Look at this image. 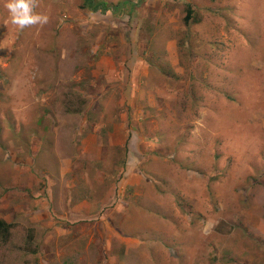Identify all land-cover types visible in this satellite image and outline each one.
<instances>
[{"label":"rangeland","instance_id":"1","mask_svg":"<svg viewBox=\"0 0 264 264\" xmlns=\"http://www.w3.org/2000/svg\"><path fill=\"white\" fill-rule=\"evenodd\" d=\"M5 2L0 0V186L5 191L1 205L8 199L10 179L26 169V153L32 154L31 188L50 205L48 212L36 215L32 225L21 218L20 224L0 227V264H232V253L237 264H251L249 253L254 264L263 262V187H255L251 207L247 190L239 187L241 202L233 206L227 199L216 198L225 199L226 185L234 189L246 178L237 181L238 177L230 178L217 168L210 170L207 215L197 210L195 216L204 218L206 243L200 236H186L183 226L180 237L172 234L171 221L178 212L169 197L173 202L186 199L181 185L177 193L168 194V182L175 178L184 181L179 172H189L169 157L173 155L169 151L182 138L192 145L191 133L200 137L198 129L205 126L202 120L194 125L190 107L196 87L209 86L204 78L198 79V73L206 63L214 67L209 60H200L207 50L201 46L203 39L212 35L215 47L220 41L230 46L229 31L223 40L214 31L219 33L222 27L217 18H223L225 25L231 23L225 13L231 6L243 14L240 19L248 29L262 32L264 0L241 1V5L238 0H39L36 11L48 15L49 23L23 31L10 23ZM188 3L193 11L186 20ZM249 66L247 84L251 85L254 74H259ZM254 86L259 89L250 105L243 104L241 96L231 100V93L223 92L227 104L212 107L211 112L221 115L226 110L231 117L248 116L246 122L250 120L260 129L264 125V86ZM232 104L241 107L231 111ZM102 121L106 123L101 126L113 122L115 128L98 127ZM182 121L184 125H180ZM229 129L228 134L216 136L219 138H208L217 143L215 154L232 148L234 136H264L249 129L243 133ZM177 133L181 134L178 141ZM186 133L189 135L184 137ZM106 137L122 140L121 147L111 153ZM223 137L228 140L220 139ZM144 143L149 150L140 146ZM106 158L114 166L112 171L118 168L121 176L110 207L100 212L93 208L85 218H63L70 212L67 206L80 195L71 194L77 188L72 181L83 180L79 177L82 170L102 169L93 163ZM129 160L135 162L140 175L131 176L136 186H126L123 195L120 184L127 179L121 181V172ZM155 172L163 175L156 178ZM247 183L255 185L258 178ZM160 185H165L164 191H158ZM138 203L136 213L133 205ZM190 214L181 210L182 217H192ZM102 218L111 221L107 231L99 223ZM131 219L136 225L132 226ZM136 226L144 237L137 239ZM250 234L253 241H248ZM120 236L135 240H127L129 246L123 247ZM151 240L161 248H138L139 241ZM246 241L254 244L243 246ZM192 246H197L198 254L204 248L203 257H189Z\"/></svg>","mask_w":264,"mask_h":264},{"label":"crops","instance_id":"2","mask_svg":"<svg viewBox=\"0 0 264 264\" xmlns=\"http://www.w3.org/2000/svg\"><path fill=\"white\" fill-rule=\"evenodd\" d=\"M178 1V0H177ZM244 2L247 0H238V2ZM241 5V3H240ZM232 7V6H231ZM231 7L226 10V15L228 18L231 19V23L229 25H225V20L223 18H217L219 20L220 25L222 24V27L219 28V33L214 31V34L219 36L222 40L226 39L225 34L226 31H229V41L230 46L226 47L225 41H220V44H217V47H215L214 43V37L212 35L209 36L210 39L204 38V43H202L201 46L205 45L207 50L205 51V54H203V59L200 60H209V62L214 64V67H212L210 64L206 63L204 70L202 72H199L198 79L202 77L205 81H208L209 86L205 83L204 85H201L200 87L197 86L195 89V101L192 100V103L190 107L192 108V112H194V125L196 120H202L205 123V126L202 128H199V135L200 137H197V132L191 133L192 137V144L198 145L200 143L201 149L203 146L205 149L200 150V153L204 154L205 157H196L197 162H206V158L211 155V149H206L205 146L209 145L212 146L214 144H217L211 139L208 138H219L216 136L219 135H225L228 134V128L232 129V132L239 133L243 132L242 130L255 132L264 135V125L260 124L259 126L262 128L258 129L257 127L250 124V120L246 122L248 116L241 117L238 115V117H231L228 119H224V117L219 116L217 120L215 119H209L208 118V111L213 106L217 105L216 97L217 96H223V92H230L231 97L235 96H241L244 99L243 104H249L251 103V98L255 97L257 94V91L259 88H256L254 85H257L258 87L264 86V27L262 32L256 28H253L252 30L248 29L245 25V23L240 19L243 15L242 13L237 12L236 10H233ZM232 9V10H231ZM77 11V9H76ZM263 17L262 24L264 25V15H261ZM79 17V16H78ZM218 17H221L218 16ZM258 20V18H257ZM219 25V24H218ZM38 27V25L36 26ZM256 31L255 34L252 33V31ZM171 44V42H170ZM246 47V48H245ZM201 48V47H200ZM245 48V50H243ZM245 52V53H244ZM214 60H216V63H214ZM255 61L257 64H255ZM215 65H221L220 69H217ZM250 65V66H249ZM257 65V66H256ZM247 66H249L250 70H254L256 74H259V76H256L254 74V80L252 78L251 85H248V69ZM257 67V68H253ZM241 72V73H240ZM210 73H215L213 77L210 76ZM217 74V78H216ZM261 80V82H260ZM225 81H228L226 83ZM193 97V98H194ZM223 102H220V104ZM241 105V104H240ZM246 106V107H249ZM233 108L231 111L236 110V104L233 105ZM107 107V106H106ZM237 112V111H236ZM237 116V114H235ZM224 120L227 121L228 127L222 122ZM185 123L182 121L180 125H184ZM112 128H115V125L111 123ZM178 127V126H177ZM229 129V130H230ZM255 130V131H254ZM110 133V132H109ZM253 134V133H252ZM189 133H186L184 137H187ZM181 134L177 133V141L180 138ZM207 137V140H204L203 138ZM223 140H228V138H220ZM106 140L108 143H110L111 146V153L119 149L122 145V140L114 139L113 137H106ZM184 144H188L189 142L187 140H181ZM180 143V142H179ZM232 144V150L231 155L227 158V166L224 171L230 175V178L238 177V180L242 177L246 178L245 181H241L236 184V188L233 189V185H226L227 192L225 195V199L222 196H217V200L220 199L222 202H224L226 199L232 202L233 206H239L241 202V197L238 194V188L241 187L245 190H247L246 194V200L250 203V207L254 204L251 201V197H254V189L256 186L263 187L264 188V136L261 135H254L251 137H236L234 136L233 139L230 141ZM148 143L141 144L140 146L142 148L147 147ZM177 144V142L175 143ZM222 144H226V142L222 141ZM154 145V144H152ZM40 147V146H39ZM154 147V146H153ZM148 148V147H147ZM33 149V146L31 147ZM30 149V150H31ZM159 149H162L161 146H159ZM196 149V150H199ZM34 150V149H33ZM32 150V151H33ZM149 150V148H148ZM170 152V151H169ZM34 155L37 152H33ZM27 154V165L25 168H22L21 174H16L13 177L12 183L9 185V190L7 189L6 192L8 193L7 197L8 199L4 202V204L1 205L0 200V221H5L7 224H18L21 221V218H23L24 221H26L24 224H31V221H36L38 216H36L39 212L47 211L49 207V203L47 202V199H42L38 196L37 193H34L32 190V177L34 176L30 170L29 165L32 161H30L29 157L32 156L31 153ZM29 154L31 156H29ZM214 157V156H212ZM159 159V158H158ZM157 159V160H158ZM110 161L108 158H106L103 161L100 162H94L93 166H96V164H99L102 169H95V170H87L81 171V174L79 177H83V180H77L74 179L72 182V187L77 185V188L71 192V194L75 195L77 193H80L79 197H77L72 203H70L67 208L68 213H65L62 215L63 218H68L69 216L75 217H89L90 216V209L94 206L92 205V202L95 203V207L98 208H107L110 207L111 203L115 200L116 195L114 188L116 187V184L114 183L116 176L119 175V169L117 168L115 172V179L112 180L110 175H108V172L110 170H113L111 168V164H107V162ZM193 163L191 167L188 169H191L189 173L185 174L182 172H179L180 175H184L185 180L184 183H179L178 179L175 178V180L182 186V191L185 195L186 201L184 203L181 202V200L171 201L173 204V208L178 212L176 215V218L171 221L173 223L172 228L175 230L174 233L177 237H180L182 234L181 228L184 227V234L189 237L193 236H200V240L204 238L205 242L207 243L208 239V232L204 229V218L198 219L196 216V211L200 210L202 214L207 215L205 212L208 209L209 203H210V194H209V186H208V174L210 170L212 169L207 166L205 163ZM231 164V165H229ZM257 167H256V166ZM105 168V169H104ZM126 172L122 175L121 181H124L127 179L126 184H120L123 186L122 191L123 195L127 191L128 188H125L126 186H136L134 185L133 179L131 178L132 175H140L137 174L135 170L137 169V166L135 165L134 161H128L126 165ZM28 171V176H27ZM74 177H78L77 173L75 172ZM257 177L258 183L255 185H252L251 183H247L250 178ZM65 179V175L63 176ZM108 179V180H107ZM140 182L142 181V177L139 178ZM172 181L169 186L170 193H177L178 188L180 185L176 182ZM131 183V184H129ZM232 188V189H229ZM90 189V191H89ZM92 189H95L92 192ZM235 189L237 191V195L235 192ZM224 191V189H223ZM2 188L0 186V198L2 195ZM221 191H219L220 193ZM5 193V191L3 192ZM36 196L37 199H30L29 194ZM26 194V196H25ZM252 195V196H251ZM27 198V201H26ZM41 198V199H40ZM68 199V198H67ZM65 199V200H67ZM170 199H172V196L170 195ZM136 210H139V203L136 205H133ZM142 207H144L142 205ZM45 209V210H41ZM185 209L187 212L191 213L192 217H188V215H185L182 217L181 210ZM204 210V211H202ZM136 211V213H137ZM47 216V215H46ZM3 218V219H2ZM4 222V223H5ZM109 222L106 219H100L99 223L103 225V228L105 231L109 229ZM254 222H258L257 220ZM253 222V224H254ZM5 223V224H6ZM41 223H46V221H42ZM133 223V222H132ZM20 224V223H19ZM32 225V224H31ZM136 225L133 223L132 226ZM136 231L137 239L142 236L139 233L138 226ZM132 234L134 236V231H132ZM250 234L248 236V241H253L250 239ZM123 239L121 241V245L123 247H128L130 242H127V240L133 241L134 238H130L129 236H120ZM136 239V240H137ZM138 241V240H137ZM246 243L243 246H251L254 243ZM154 241H149L147 245L153 244ZM148 247V246H147ZM161 247V246H159ZM255 247V246H254ZM138 248H146L145 243H140ZM204 250V248L202 249ZM200 250V254H198V248L197 246L194 248L191 247L189 252V257H197L198 255L200 257H203V251ZM254 254V252H252ZM249 255L251 258L249 259V263L254 264L252 261L254 259V256H252L250 253ZM208 256V252H204V257ZM236 254L232 253L229 255V258H235ZM111 260V258H110ZM114 258L112 259V261ZM232 264H237V261H232ZM247 261V260H246ZM248 262V261H247ZM191 264V263H190ZM264 264V261L259 263Z\"/></svg>","mask_w":264,"mask_h":264},{"label":"clouds","instance_id":"3","mask_svg":"<svg viewBox=\"0 0 264 264\" xmlns=\"http://www.w3.org/2000/svg\"><path fill=\"white\" fill-rule=\"evenodd\" d=\"M40 5H39V0H6V2H5V5H4V7L6 8V10H7V12H8V17H9V20H10V23L11 24H13V25H15L17 28H18V30H20V31H23L25 28H29V27H32V26H36V25H39V26H44V25H46V24H48L49 23V16L48 15H46V14H43V13H40V12H37L36 11V9L39 7ZM106 109H107V107H106ZM88 122H86V124H87ZM96 124H94V125H96V127H97V123L98 122H95ZM104 123H106V121L104 122V121H102V122H99L98 124H100V126H98V127H101V128H107L108 127V125H111V123H113V122H111L110 124H106L104 127L103 126H101L102 124H104ZM108 133V132H107ZM176 134V133H175ZM231 150H232V148H228V149H226V148H222L221 149V153H222V155H223V157L224 158H228L229 156H228V154H230L231 153ZM170 153H172V151H170ZM158 157V156H157ZM169 157H172L171 155H169ZM159 158V157H158ZM95 162H100V161H95ZM119 164H122V163H119ZM124 164V163H123ZM125 164L127 165V162H125ZM126 168V167H125ZM123 169V171L121 172V174H124L125 172H126V170L127 169ZM226 168H228V166H227V159H226V161H225V166H224V170L226 169ZM105 169V168H104ZM116 170H117V168H116ZM187 170V172L189 171H191V169L190 170H188V169H186ZM116 172V171H115ZM115 172H113L112 170H110L109 172H108V175H110V177H112L111 179L112 180H114L115 179ZM188 172V173H189ZM163 174L160 172V173H156L155 172V174H154V176L156 177V178H159V177H161ZM189 175H191L190 173H189ZM120 174L119 175H117L116 176V179H115V184L116 183H118V181H119V179H120ZM178 179V178H177ZM108 180V179H107ZM172 181H176L175 179H173ZM172 181H170L169 180V182H168V194L170 193V191H169V186H170V184H171V182ZM177 182V181H176ZM178 182L179 183H183V181L182 180H180V179H178ZM177 182V183H178ZM178 183V184H179ZM180 185V184H179ZM119 185H117L116 184V187L114 188V191H116V188L118 187ZM2 190H3V188H2ZM165 190V185H160V186H158V191H164ZM157 199H160V198H157ZM169 199H170V197H169ZM172 200V199H171ZM171 200H170V202H171ZM92 205L94 206L93 208H95V209H97L98 207H95L96 205H95V203L94 202H92ZM143 205V204H142ZM93 208H91V209H93ZM139 208H140V206H139ZM141 208H143V207H141ZM91 209H90V212H91ZM99 209V212H100V210L101 209H104V208H98ZM135 211H137L136 209H135ZM144 213V212H143ZM125 218H126V216H125ZM133 221V219H131V222ZM111 222V221H110ZM165 223V222H164ZM11 225V224H10ZM141 237H144V236H140V238ZM148 244V242L147 243H145V245H147ZM149 248H151V249H159V248H161V247H159V248H157V244H156V242H154L153 244H149V245H147ZM146 246V248H148ZM193 247V246H192ZM191 248H189L188 250H190Z\"/></svg>","mask_w":264,"mask_h":264},{"label":"trees","instance_id":"4","mask_svg":"<svg viewBox=\"0 0 264 264\" xmlns=\"http://www.w3.org/2000/svg\"><path fill=\"white\" fill-rule=\"evenodd\" d=\"M188 6L190 7V9L188 10L186 20L189 19L191 12L193 11V8H192L190 3H188ZM215 99H216L217 105H215L213 107H217L218 105H220V102H223L224 104H227V102H228V97H226V96H217ZM230 99L235 100V99H237V97L235 96V97L230 98ZM244 99L245 98L241 97L242 102L244 101ZM222 107L225 108V106H223V105H222ZM236 107L240 108L241 106L236 105ZM225 111L226 110H223V113L227 114ZM223 113L221 115H218L215 111L211 112V108H210L207 115H208L209 119H215V120H217V118L219 116L226 117L227 119L231 118L230 114H227L225 116ZM242 131L244 132L245 130H242ZM182 140H184V138H182ZM205 147L208 150L211 149V155H209V157L206 158V161H210L211 164L207 165V166H209V168L212 169V171L215 168H217V171L225 172L224 166H225V161L227 158H224L222 153L221 154H215L214 151L216 150V144H214L212 146L207 145ZM199 148H200V143L198 145H193V144L191 145L189 143L184 144L182 141H180V143L177 142V144L174 145V148L172 150V152H173L172 157L175 158L177 160V162L180 163L179 164L180 166H184L185 167L184 169H187V168L191 167L193 160L197 163L196 157H205L204 154L200 153V150L205 149L204 146L201 149H199ZM196 149H199V150H196ZM212 156H214V157H212ZM114 162H116L115 164H119L118 161H114ZM112 167H114V166H112ZM253 178H256V177H253ZM1 226L5 227L4 229H7L10 227V224H5V223L0 221V227ZM0 230H1V228H0Z\"/></svg>","mask_w":264,"mask_h":264}]
</instances>
